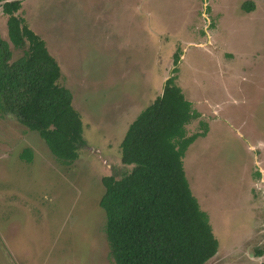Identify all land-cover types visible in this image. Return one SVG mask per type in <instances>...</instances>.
Returning a JSON list of instances; mask_svg holds the SVG:
<instances>
[{
	"label": "rangeland",
	"instance_id": "1",
	"mask_svg": "<svg viewBox=\"0 0 264 264\" xmlns=\"http://www.w3.org/2000/svg\"><path fill=\"white\" fill-rule=\"evenodd\" d=\"M19 13L59 62L84 145L63 165L0 116V264H113L101 179L121 173L129 125L171 76L200 115L189 133L207 130L184 169L219 244L208 264L264 262V0H23Z\"/></svg>",
	"mask_w": 264,
	"mask_h": 264
},
{
	"label": "trees",
	"instance_id": "2",
	"mask_svg": "<svg viewBox=\"0 0 264 264\" xmlns=\"http://www.w3.org/2000/svg\"><path fill=\"white\" fill-rule=\"evenodd\" d=\"M23 0H0L7 39L0 34V116L13 115L45 141L63 165L79 159L83 119L71 91L60 84L58 60L21 15ZM244 7L252 11L254 4ZM12 46L21 54L14 58ZM179 54H174V63ZM200 115L175 77L136 116L120 144L121 173L104 175L99 200L113 264H208L218 241L208 215L193 195L184 157L207 130L189 133ZM202 123L200 122V126ZM21 158L32 160L25 149ZM255 256H264V246ZM261 264H264L262 262Z\"/></svg>",
	"mask_w": 264,
	"mask_h": 264
}]
</instances>
